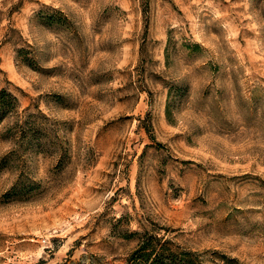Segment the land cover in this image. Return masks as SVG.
<instances>
[{
    "label": "rangeland",
    "instance_id": "rangeland-1",
    "mask_svg": "<svg viewBox=\"0 0 264 264\" xmlns=\"http://www.w3.org/2000/svg\"><path fill=\"white\" fill-rule=\"evenodd\" d=\"M2 89L0 264H264V0H0Z\"/></svg>",
    "mask_w": 264,
    "mask_h": 264
},
{
    "label": "trees",
    "instance_id": "trees-1",
    "mask_svg": "<svg viewBox=\"0 0 264 264\" xmlns=\"http://www.w3.org/2000/svg\"><path fill=\"white\" fill-rule=\"evenodd\" d=\"M20 100L7 89L0 91V116L18 108ZM161 238L145 235L136 249L129 255L126 264H202L192 251L167 248Z\"/></svg>",
    "mask_w": 264,
    "mask_h": 264
}]
</instances>
